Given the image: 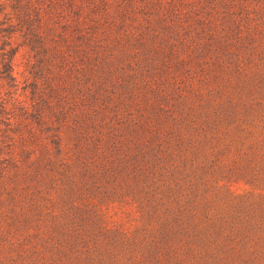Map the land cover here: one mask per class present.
<instances>
[{
  "label": "rangeland",
  "instance_id": "374dc122",
  "mask_svg": "<svg viewBox=\"0 0 264 264\" xmlns=\"http://www.w3.org/2000/svg\"><path fill=\"white\" fill-rule=\"evenodd\" d=\"M0 264H264V0H0Z\"/></svg>",
  "mask_w": 264,
  "mask_h": 264
},
{
  "label": "trees",
  "instance_id": "16d2710c",
  "mask_svg": "<svg viewBox=\"0 0 264 264\" xmlns=\"http://www.w3.org/2000/svg\"><path fill=\"white\" fill-rule=\"evenodd\" d=\"M43 15L42 10L39 8L36 12V19H32L28 25H34L35 22H38L40 25L38 30L36 27L32 29L31 39H30V45L32 46V49L37 51V53L41 54L44 52L51 53L53 58L60 57L64 50H63V44L61 43V34H57V28L55 29L56 36H51V33L49 29H42V23ZM124 27V25H122ZM48 36H51L50 38ZM13 66L12 63L6 62L3 66V72H6V79L7 80H14L15 77L12 74ZM80 131L76 132L79 133ZM53 143L56 145V151L58 153H61L63 151L62 146V137H55L53 139ZM88 144H80L76 143V148H78V153L82 152L86 149Z\"/></svg>",
  "mask_w": 264,
  "mask_h": 264
}]
</instances>
